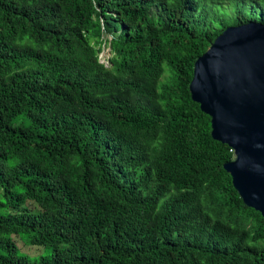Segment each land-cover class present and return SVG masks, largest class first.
Wrapping results in <instances>:
<instances>
[{"label":"trees","instance_id":"trees-1","mask_svg":"<svg viewBox=\"0 0 264 264\" xmlns=\"http://www.w3.org/2000/svg\"><path fill=\"white\" fill-rule=\"evenodd\" d=\"M251 23L264 0H0V57L37 59L0 71V264H264V216L190 93L197 59ZM104 32L111 68L93 49ZM73 89L83 103L62 112ZM165 188L153 213L145 191Z\"/></svg>","mask_w":264,"mask_h":264},{"label":"water","instance_id":"water-1","mask_svg":"<svg viewBox=\"0 0 264 264\" xmlns=\"http://www.w3.org/2000/svg\"><path fill=\"white\" fill-rule=\"evenodd\" d=\"M190 93L212 136L234 150L225 164L245 204L264 216V24L228 28L194 68Z\"/></svg>","mask_w":264,"mask_h":264},{"label":"clouds","instance_id":"clouds-1","mask_svg":"<svg viewBox=\"0 0 264 264\" xmlns=\"http://www.w3.org/2000/svg\"><path fill=\"white\" fill-rule=\"evenodd\" d=\"M244 25H246V24H244ZM239 26H241V25H239ZM232 27H237V26H232ZM120 34H121V31H117L116 32L117 36H119ZM114 38H115V35L113 37L112 35L104 32L102 34V36H101L100 41L96 45V47H93V49L96 51V61H97L98 65H102V66H105L107 68H111L112 67V61L111 60L115 59V52H114L113 47H112V43L114 41ZM216 39H215V41H216ZM213 43H212V45H213ZM211 46H210V48H211ZM210 48L205 52V54L210 50ZM204 55L199 57L197 59V61L200 58H202ZM36 61H37V59H35L32 56V51L31 50L25 51V53L22 55V57L16 58L15 60L3 59V58L0 57V71H4L8 75L13 76V75H16L17 73H19L21 68L24 65H26V64H34ZM79 91H81V89H73V90L67 92L66 94L62 95V97H61V109H62V112L71 110L72 107L75 104H77V103H83V102L79 101V98H78V92ZM54 97H56V96H54ZM51 98H53V97H51ZM66 126L70 130L72 136H77L76 133L73 132L68 127L67 120H66ZM231 150L234 153V150L233 149H231ZM234 157H235V154H234ZM233 161H235V159ZM143 181H144V177L137 178V179H130L128 181L124 180L123 182L119 183L118 186L109 187L108 190L105 193L106 194L111 193L113 195V197H114L116 195H119L122 192L126 193L128 191V189L130 188V186L138 187L139 185H142ZM145 188H146V186H144V190H145ZM145 192L147 193L146 196H150V195L154 196V198L151 200V203H152L151 211L153 213H156V212L160 211L161 209H165L166 205L169 204V202H170V200L172 198L171 192L168 191L166 188L164 190H159V191H156V190L152 191L151 189H149V190H147ZM101 195H104V193L100 194V196ZM146 196L144 195V197H146ZM6 201L7 200L3 201V203L6 202ZM120 201H121V199L117 203L119 204ZM27 207H30V209H32L34 211H37L36 208H34V207L30 206V205H27ZM20 242H21V240H20ZM254 244H257V239L254 241ZM212 261L214 263H216V264H222V263L225 262V261H223V260H221L220 258H217V257H213Z\"/></svg>","mask_w":264,"mask_h":264},{"label":"rangeland","instance_id":"rangeland-1","mask_svg":"<svg viewBox=\"0 0 264 264\" xmlns=\"http://www.w3.org/2000/svg\"><path fill=\"white\" fill-rule=\"evenodd\" d=\"M2 194H3V191H1V195H0V202L3 203V201H5V199L3 198ZM0 211H2V212H8V211H10L11 212L12 209H9L8 211H6V209L4 207H2V208H0ZM19 238L21 239L22 243L19 242L20 240L18 238H17L18 239V242L17 243L20 246V250H21L22 254L29 255V256H31V258L34 259V258L40 257L41 255H47V254L50 253V252H42V253L39 254V252L34 251V249L37 250L36 249L37 247H32V246L26 245L25 244V240L23 238H21V237H19Z\"/></svg>","mask_w":264,"mask_h":264}]
</instances>
